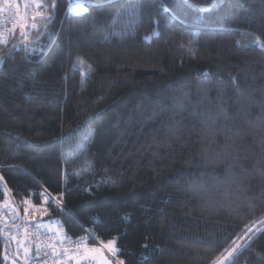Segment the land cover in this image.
<instances>
[{"label":"trees","instance_id":"trees-1","mask_svg":"<svg viewBox=\"0 0 264 264\" xmlns=\"http://www.w3.org/2000/svg\"><path fill=\"white\" fill-rule=\"evenodd\" d=\"M72 1L30 54L19 27L0 46V206L44 204L125 264H217L264 221V0ZM251 235L228 264H264Z\"/></svg>","mask_w":264,"mask_h":264},{"label":"snow or ice","instance_id":"snow-or-ice-1","mask_svg":"<svg viewBox=\"0 0 264 264\" xmlns=\"http://www.w3.org/2000/svg\"><path fill=\"white\" fill-rule=\"evenodd\" d=\"M34 5L33 14L31 16V23L29 24L27 18L25 17L22 22L17 24L16 22L13 23V28L9 31L10 35H15L16 28L19 27V34L22 37L23 43H25L26 55L30 54L27 50V42H28V28L30 27L34 30L33 34L39 38V36L43 35L44 33L39 31L37 20L42 21L45 23V28L52 20L53 10L56 8V0H51L50 3H46L45 0H32ZM46 10L47 14H45ZM168 9L165 7V11ZM160 33L157 32V36ZM8 43V39L0 34V44L6 45ZM18 45H13V48H16ZM264 47V45H261ZM42 49L39 45L35 48L31 49V52H40ZM11 51V50H10ZM189 51H191L189 49ZM5 54L0 52V66L5 63ZM233 81H235V77H232ZM0 181H3V177H0ZM2 191H0V195H2ZM43 201L47 203H54L55 210L58 212H67V209L63 207L62 201L60 199H56L52 197L50 193L45 192L42 196ZM23 204L25 217L29 216V209L33 208L34 206L31 204L29 200H24ZM0 210H2V206H0ZM36 212L34 211L31 215L34 217ZM47 214V208H44L42 212H39V215L44 216ZM18 217L13 216V219ZM264 224V221H255L251 224V226L245 225V228L242 230L243 235L239 237L240 240L251 241L252 233L255 232H264V228L257 227V225ZM7 225H5L6 227ZM28 224L24 225L25 228V236L23 239H18L16 236L11 235L10 233L4 232L3 229H0V239H3L5 242L12 240L15 241L17 244V255L23 252L24 264H28L29 257H33L36 259H41L42 257L46 258L50 254L53 257L54 261H60L63 256H68L69 260L72 264H100L102 260V264H125L122 259H119V254L121 250L116 246L117 239L113 238L109 240L107 243H102V248L97 247H89L88 242L85 237L78 238L77 241L71 242V247H64L62 251L57 252V243L59 245H64L70 241V238L66 234H62L59 230H54L50 226L47 228V232L53 233L50 237V243H38L31 241V236L36 235V233H31L28 231ZM37 229L42 227V225H36ZM35 243V252H32V244ZM93 244H95V239L93 238ZM241 244L233 241V247H231L227 251V256L224 258L225 260L232 257V255L241 248ZM47 249V250H45ZM102 249H107L110 257H105L102 254ZM99 254V257H98ZM5 261H8L9 256L5 252L3 257ZM12 264H15V260L12 261ZM43 264H47V260H43ZM219 264H223V261H220Z\"/></svg>","mask_w":264,"mask_h":264},{"label":"built area","instance_id":"built-area-1","mask_svg":"<svg viewBox=\"0 0 264 264\" xmlns=\"http://www.w3.org/2000/svg\"><path fill=\"white\" fill-rule=\"evenodd\" d=\"M17 13H18V0H0V34H3V36H5L8 39V43L10 42L12 43L13 41V35H10L9 31L12 29V25L15 21ZM44 208H47V213H48L49 207H46V205L44 204H40L37 207L30 208L28 217H25V213L23 210L20 224L17 227H15V229L12 230V233L18 239H23L25 236L24 225L28 224L29 225L28 231L31 233H36V235L31 236L30 238L31 241L38 243H50L51 242L50 237L53 235V233L47 232L46 227H40L39 229H37L36 227V225H38L37 224L38 217L41 216L39 215V212H42ZM34 211L36 212V214L33 217L31 214ZM13 216H16L18 218L13 219ZM17 220H19V215L14 212H8L6 215L0 213V221L2 223L11 224ZM67 236L70 238V241L68 243H65L64 245H59L57 243V248H56L57 252L62 251L64 247H71V242L77 241L78 238L80 237H85L89 246H92L91 244H93V238L95 239V244L99 242V240L89 231H87L86 235L83 236H78V237H73L69 235ZM13 242H14L15 252L17 253V244L15 241ZM32 252L33 254L35 252V243L32 244ZM17 256L24 262L22 251ZM44 259L47 260V264H72L68 256H63L60 261H54L51 254L48 257L46 258L42 257L41 259L29 257L28 264H43Z\"/></svg>","mask_w":264,"mask_h":264},{"label":"rangeland","instance_id":"rangeland-1","mask_svg":"<svg viewBox=\"0 0 264 264\" xmlns=\"http://www.w3.org/2000/svg\"><path fill=\"white\" fill-rule=\"evenodd\" d=\"M33 8L34 5L32 3V0H22V6H21V11L18 12L17 15V20L20 17V21L22 22L23 19L26 17L28 23H31V16L33 14ZM71 9L74 12L77 13H82L84 11V5L82 3L81 0H73L72 1V5H71ZM29 29V28H28ZM28 37H29V31H28ZM2 206V210H0V213L3 215H6L8 212H14L16 214L19 215V211L17 209V207L15 206L14 202L12 201L11 197L9 196V194H6V198L5 200L2 202L1 204ZM46 216H44L43 218H40L38 220V225H42V227H46L48 228L49 226L54 229V230H59L62 234H66V231L64 229V227L62 226L61 222L59 219L57 218H50V219H45ZM7 233H10L11 235L15 236L12 233V230H8ZM12 241V240H10ZM107 243L108 241H100L97 244H91L92 246L89 247H97V248H102V243ZM237 243L241 244V248H239L233 255L231 258L225 260L224 258L227 256V253L222 256L219 261L217 262V264H219L220 261H223V264H228L239 252L240 250L248 243V241L246 240H240ZM117 246V243H116ZM102 254L105 257H110V254L108 253L107 249H102ZM7 255L9 256L8 261H6V264H12V261L15 260V264H20V262L17 260V258L15 256H13L11 253H7ZM99 257V254H98ZM100 264H102V260L100 262Z\"/></svg>","mask_w":264,"mask_h":264},{"label":"water","instance_id":"water-1","mask_svg":"<svg viewBox=\"0 0 264 264\" xmlns=\"http://www.w3.org/2000/svg\"><path fill=\"white\" fill-rule=\"evenodd\" d=\"M19 211V221L17 224H15L14 226H12V228L17 227L20 224L21 221V217H22V212L18 209ZM7 228H4L3 231L6 232ZM16 257V256H15ZM17 258V257H16ZM17 260L20 262V264H24L23 261H21L19 258H17Z\"/></svg>","mask_w":264,"mask_h":264},{"label":"bare ground","instance_id":"bare-ground-1","mask_svg":"<svg viewBox=\"0 0 264 264\" xmlns=\"http://www.w3.org/2000/svg\"><path fill=\"white\" fill-rule=\"evenodd\" d=\"M77 13V12H76ZM56 17V16H55ZM4 45V44H3ZM0 46H2V45H0ZM10 227V226H9ZM9 230V229H8ZM17 256V255H16Z\"/></svg>","mask_w":264,"mask_h":264},{"label":"crops","instance_id":"crops-1","mask_svg":"<svg viewBox=\"0 0 264 264\" xmlns=\"http://www.w3.org/2000/svg\"><path fill=\"white\" fill-rule=\"evenodd\" d=\"M37 223H38V221H37Z\"/></svg>","mask_w":264,"mask_h":264}]
</instances>
